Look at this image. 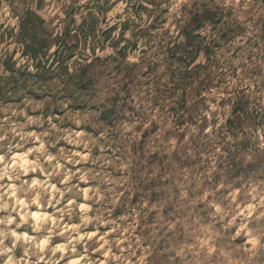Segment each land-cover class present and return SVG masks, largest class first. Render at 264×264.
<instances>
[{
	"label": "clouds",
	"instance_id": "9594fccd",
	"mask_svg": "<svg viewBox=\"0 0 264 264\" xmlns=\"http://www.w3.org/2000/svg\"><path fill=\"white\" fill-rule=\"evenodd\" d=\"M24 8L32 13L30 26L23 17L0 18V88L19 100L6 106L0 100L5 115L0 151L7 149L0 163L10 179L20 181L24 172L37 170L48 178L21 181L0 193V264H264V0H25ZM90 14L99 21L98 56H115L152 27L157 38L167 33L165 41L176 43L186 29L201 45V64L203 46L218 40L221 29L234 47L219 71L209 63L204 83L192 85L199 95L187 109L188 119L179 110L169 113L183 90L171 98L153 95V84L129 91L122 76L102 73L87 92L77 93V102L85 105L78 115L69 109L72 100L57 97L56 106L68 110L65 119L83 125L81 131L64 134L52 124L39 138L22 135L17 128L35 122L28 113L51 102L35 99L48 91L39 74L45 67L56 71L51 62L64 51L65 31L78 36ZM104 28L112 29L108 45L102 43ZM152 52L143 56L129 49L123 63L139 64L142 75L146 65L158 62L159 72L153 68L150 77L173 87L165 62ZM82 55L80 63L79 57L64 61L66 70L54 81L60 95L62 81L92 59L84 50ZM20 117L24 125L12 123ZM229 118L234 126L226 123ZM11 133L20 136L19 143L9 141ZM49 136L54 139L46 141ZM36 139L39 148L25 147ZM199 141L211 144L208 155L196 146ZM176 142L185 145L184 160L199 152L198 168L174 163L171 156L156 163L161 147L171 152ZM15 149L24 154L10 155ZM32 155L36 159L29 165ZM68 164L83 167L73 172ZM73 180L95 184L87 200L100 207L91 215L87 207L81 213L76 201L84 191ZM65 197L69 202L58 207ZM49 206L56 220L47 215ZM93 252L106 259H93Z\"/></svg>",
	"mask_w": 264,
	"mask_h": 264
},
{
	"label": "rangeland",
	"instance_id": "374dc122",
	"mask_svg": "<svg viewBox=\"0 0 264 264\" xmlns=\"http://www.w3.org/2000/svg\"><path fill=\"white\" fill-rule=\"evenodd\" d=\"M24 4L25 0H0V18H2L4 15H7L10 19L23 17L24 25L26 27L30 26L32 24V13L25 10ZM5 7L7 8V13L4 12ZM140 7L143 8L144 5H140ZM133 10L135 11V5H133ZM4 23H7V21ZM217 23H219V21H217ZM98 25V19L90 14L89 19L82 21L79 27L78 36L74 37L70 30L65 31V40L63 45L64 51L60 57H57L56 60L51 62L53 68L56 69V71L45 67L44 70L39 74L40 80L44 85L48 86V91L42 95L37 94L35 99L37 101H42L45 98H50L51 102L44 104L40 110L30 111L28 116L32 117L35 122L29 127H18L17 132H20L22 135L33 134L35 137L39 138L44 132L51 129L52 124H56L64 134L81 131L83 129V125L78 126L75 123H72L71 119H65V115L68 110H61L60 107L56 106L57 97L59 100H72L73 103L69 104V109L78 115L85 105L77 102L79 100L77 93L87 92L90 85L96 82L97 77L102 73L111 75L113 72L118 76L123 77V89H128L129 91H134L137 88L146 87L149 84H153L155 87V92L153 95L163 93L171 98L172 96H175L178 91L183 90V95L180 96L179 102L173 104V107L169 109V113L174 114L179 110L180 112L184 113L185 118L188 119L189 117L187 116V109L193 104V101L199 95L192 85L197 82L200 84L204 83V80L201 77L209 63L213 65V68L216 71H219V68L223 67V65L227 63V61L224 59L225 53L227 51H231V48L234 47V45H232V37L228 34V32L224 31V29H221V35L218 40L213 41L209 45L203 46L205 60L204 63L201 64L199 63L200 52L202 50L201 45L195 42V38L192 37L191 33L187 32L186 29L182 30L180 33L184 39L179 43H176L172 40L165 41V37L168 35L167 33H162L160 37L157 38L155 34L156 29L155 27H152L151 32L141 30V33L138 34L139 39L134 41L129 39V41L125 43L122 48H119V51H116L115 56L111 54L107 56H98L96 45L101 43V41H97L95 39ZM2 27L3 24H0V28ZM9 27H11V25ZM111 31V28H104L102 30L101 35L103 45H108V41L111 39ZM177 39L179 40V37H177ZM141 41H146L148 46H142L140 43ZM109 46L111 47V45ZM129 49L133 52L137 49H140L143 56H148V54L152 52L153 49H155V52H152V55L155 56L158 54L165 62L166 68L168 69L169 80L173 87H168L166 85L161 86L160 80L155 75L150 77V73L153 72V68L159 72L158 62L152 64V66L146 65L143 69L142 75L139 64H124L123 58L128 56ZM59 50L60 49H57V51ZM82 50L86 51L88 56L92 59L86 62L83 68L79 71H74V73L69 74L67 81H62L65 83V87L60 90L63 92V95H60L55 91L54 81L59 79V77L66 70V65L64 63L65 60L71 59L72 57H79L76 63H80L81 60H84ZM104 50V47L99 48L100 52H104ZM239 51L240 49L237 48L236 51L232 52V56L235 57ZM193 57H195V59H193ZM117 60H120V62L117 63ZM197 67H200L201 69ZM219 75L224 76L226 73L219 72ZM17 87H23V85H17ZM0 100H3L5 106L10 103H19V100H12L10 97H7L3 88H0ZM4 119L5 115L0 112V128L3 127L2 122ZM229 120L232 121L231 118H229L228 121ZM228 121H226L227 124ZM12 123L22 126L26 123V120L23 117L18 119L13 118ZM179 126L183 128V124H180ZM52 131L55 132V130ZM4 134V131H0V136ZM13 137H15L14 141L12 139ZM53 139V136L45 138L46 141ZM9 141L19 143L20 136L15 135V133H11L9 135ZM65 144V141H61L59 147L64 148ZM196 146L200 149V152L204 153V155H208L212 150L211 144L205 143L203 141L197 142ZM25 147L27 149L39 148L40 141L39 139L33 140L27 143ZM67 148L73 151L79 150L78 147L70 144L67 145ZM184 148L185 145L179 142L175 143L171 152L166 151L165 147H161V151L157 153L158 159L156 163H166L171 156L176 158L173 161L174 163L183 160L185 167L198 168L200 160H202L203 157L200 156L199 152H195L191 154L189 159L184 160ZM6 150L7 149L5 147L4 150L0 151V156H3ZM49 151L55 155V149H49ZM189 151H191V149H189ZM23 154L24 149H15L10 155ZM35 159V155L29 156V165ZM61 163L63 165L66 162L62 161ZM82 167L83 166L80 164H77L75 167L68 164V168L73 172H78ZM89 167H91V165ZM4 169L5 165L0 163V193L6 191V186L9 185L14 184L16 187H19L21 181L30 182L31 180H44L48 178L47 173L37 170L35 172H24L21 180L17 181L4 176ZM200 171H203V169H200ZM51 183L54 185V188H60L61 191H63V184H58L55 180H53ZM72 184H79V188L84 191V197L76 201V203L81 206V213L83 212V209L87 207L89 208V214L91 215L95 208L100 207L99 204L93 205L90 200H87V197L90 195V189L95 187V184L76 180H73ZM225 195H227V192H225ZM20 198L23 199L24 197L20 196ZM68 202V199L65 197L62 199V202L60 205H58V207H64L65 203ZM2 203L3 201L0 200V205H2ZM32 211L35 212L36 209L32 208ZM46 211L47 215L53 217V220L57 219V216L53 215L56 212L55 208L49 206ZM2 216L3 214H0V218H2ZM68 219V217H65V224H68ZM78 222V220H73V223ZM0 227L3 226L0 225ZM69 227H71V225H69ZM28 234L34 235V233L31 231H29ZM80 251H82V249H80ZM91 255L93 259H106V257H100V254L97 252H93ZM61 264H64V261H61Z\"/></svg>",
	"mask_w": 264,
	"mask_h": 264
},
{
	"label": "trees",
	"instance_id": "16d2710c",
	"mask_svg": "<svg viewBox=\"0 0 264 264\" xmlns=\"http://www.w3.org/2000/svg\"><path fill=\"white\" fill-rule=\"evenodd\" d=\"M197 68H200V67H197ZM200 69H201V68H200ZM228 124L234 126V125H233V122L230 121V120L228 121Z\"/></svg>",
	"mask_w": 264,
	"mask_h": 264
}]
</instances>
